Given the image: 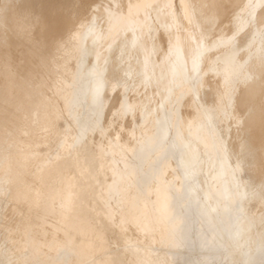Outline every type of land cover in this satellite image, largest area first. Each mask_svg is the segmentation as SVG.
<instances>
[{
    "label": "bare ground",
    "instance_id": "bare-ground-1",
    "mask_svg": "<svg viewBox=\"0 0 264 264\" xmlns=\"http://www.w3.org/2000/svg\"><path fill=\"white\" fill-rule=\"evenodd\" d=\"M81 2L0 0V264H264V0Z\"/></svg>",
    "mask_w": 264,
    "mask_h": 264
},
{
    "label": "rangeland",
    "instance_id": "rangeland-1",
    "mask_svg": "<svg viewBox=\"0 0 264 264\" xmlns=\"http://www.w3.org/2000/svg\"><path fill=\"white\" fill-rule=\"evenodd\" d=\"M73 0H66V6H67V10L70 12V13H72L74 10H80V8H81V6H82V8H83V6H86V9H84L85 11H84V13L85 12H87V10H89V7L91 6V4H86L85 5V3L84 2H81V0L80 1H76V0H74L73 2H72ZM104 1V0H103ZM103 1L102 0H100V2L102 3V4H104L103 3ZM70 3V4H69ZM68 6H70L69 8H68ZM72 6H73V9H72ZM77 8V9H76ZM88 8V9H87ZM264 99H262V101H263ZM264 102V101H263ZM11 217V215H10V213H8V219ZM186 258V260H188V257H185ZM191 260V261H190ZM194 260V257H192V256H190L189 257V261H190V263L192 262Z\"/></svg>",
    "mask_w": 264,
    "mask_h": 264
}]
</instances>
